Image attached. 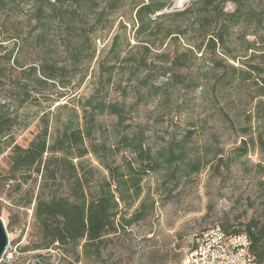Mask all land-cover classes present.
I'll use <instances>...</instances> for the list:
<instances>
[{"label":"rangeland","instance_id":"1","mask_svg":"<svg viewBox=\"0 0 264 264\" xmlns=\"http://www.w3.org/2000/svg\"><path fill=\"white\" fill-rule=\"evenodd\" d=\"M168 2L170 7L157 15L182 11L175 10L173 0ZM40 6L21 1L8 13H0V108L17 118V124L0 143V218L9 245L19 253L12 264H24L44 248L34 217L37 195L66 196L69 190L52 185L41 188V174L34 172L28 183L19 187L13 182L2 185L10 150L16 145L27 148L42 132V118L46 116L48 143L53 142L62 122L90 96L98 75L96 60L106 53L117 32L122 41L119 23L128 20L127 9H122L99 22L94 15L98 8L90 5L83 23L76 18L71 27L59 17L46 28L42 41L37 39L38 31H33ZM246 7L255 17L233 28L227 55H218L214 70L208 58L196 54L190 69L181 70L179 83H165L162 78L154 83L155 89L138 93L118 65L113 80L122 87L128 83L129 95L124 99L115 85L116 89L108 90L106 101L124 103L125 119L119 125L114 116L99 117L92 140L106 147L103 154H107L108 162L119 166L124 175L129 165L140 171L139 199L133 200L131 189L120 188L124 202L119 205L120 214L127 218L139 209L140 219L108 237L101 246L100 258L93 254L86 260L80 247L74 251L70 245H59L64 254L59 264H181L195 237L206 229L220 227L234 232L244 230L252 220L264 223V97L259 96L261 90L264 92V75H249L250 69L244 66L264 65V0H247ZM223 11L234 12L235 5L227 2ZM197 12L194 10V14ZM194 17L188 15L184 24ZM180 21L165 18L161 24L174 26ZM93 36L96 59L84 82L77 86L78 72L87 64ZM126 37L129 45L126 48L121 43V50L136 45L128 25ZM194 38L188 30L185 40ZM185 40L172 44L170 50H180ZM72 50L76 59H70ZM44 59L67 66L60 83H37ZM220 66H227L226 77ZM229 66L241 71H232ZM124 134L138 136L143 149L161 169L156 170L155 165L150 170L141 169L138 156L122 141ZM108 148L114 156L110 157ZM82 165L94 169L89 176V200L97 192L96 181L108 173L94 155L87 156ZM74 252L80 254L78 262Z\"/></svg>","mask_w":264,"mask_h":264},{"label":"trees","instance_id":"2","mask_svg":"<svg viewBox=\"0 0 264 264\" xmlns=\"http://www.w3.org/2000/svg\"><path fill=\"white\" fill-rule=\"evenodd\" d=\"M21 1L41 3L33 31H38L37 39L42 41L46 39V28L59 17L65 19L71 27H74L76 18L83 23V18L88 17L90 5L98 8L99 11L95 10L94 15L99 22L103 19L108 20L122 9H127L125 14L128 17L127 22L119 23V30L124 38L121 41L117 32L106 53L100 56L99 61L96 60L98 75L90 96L79 109H73L62 122L58 135L51 144L48 143L49 120L46 116L42 118L44 122L42 132L27 148L13 146L8 156L9 168L1 182L2 185L13 182L19 187L28 183L34 172L41 174V188H49L51 185L65 186L69 190L66 196L56 194L49 196L40 192L36 197L34 217L45 241L43 249L58 243L62 246L70 245L74 251L80 247L86 260H90L93 254L95 258H100L101 246L108 237L119 234L121 229L128 228L140 219L139 209L130 214L129 218L125 214H120L119 210L120 203L124 202V194L120 192V188L131 189L133 200L139 199L140 171L129 165V171L124 175L119 166L110 165L108 162L107 154H103L107 151L106 147L97 145L92 140L99 117L114 116L119 125L125 119L124 103L106 101L108 90L113 89L115 85L124 99L129 95L128 83L122 87L113 80L118 65L120 70L125 71L127 81L135 85L138 93L140 90L155 89L154 83L162 78L166 80L165 83L172 80L179 83L177 79L182 75L181 70L190 69V63L196 54L208 58L207 61L211 63L213 70L218 67L215 61L218 55H227L225 50L228 49L233 28L255 16L251 9H246L247 0H195L184 10L167 16L157 14L170 7L168 0H0V13H8ZM227 2L235 5L234 12L223 11V6ZM194 10L198 11V15L194 14ZM188 15L195 17L191 23L185 25ZM165 18H181V21L174 26L163 27L161 21ZM127 25L131 27L133 40L136 42V45L128 50ZM257 25L261 23L258 21ZM188 30L194 33L193 40H185ZM182 38L185 43L181 49L170 50V46L179 43ZM94 40L95 37L86 55L87 64L79 69L77 86L84 82L90 65L96 59L97 49ZM121 43L126 44L123 50L120 48ZM135 50L136 52H133ZM69 55L70 59L77 57L74 50ZM244 66L250 69L247 71L249 75L251 73L264 75V65L245 63ZM220 67L223 70L222 76L226 77L229 74L225 68L227 66ZM229 67L232 71H241V68ZM66 70L67 66H57L44 59L39 66L40 78L36 81L44 85L48 81L60 83ZM32 71L35 72L36 67H33ZM262 83L264 84V80ZM259 96L264 97L262 90ZM16 124L17 118L6 114L0 108V143ZM122 141L138 156L141 169L150 170L151 165H155L156 170L161 169L157 162L152 161L150 152L143 149L138 136L129 137L124 134ZM108 149L110 157L114 156L112 148ZM0 152H3V149ZM89 155H94L100 167L108 174L107 177L96 181L94 188L97 192L88 200L89 176H93L94 169L84 168L82 162ZM144 160L148 163L144 164ZM114 187L117 191H113ZM32 199L33 196L29 198V205ZM223 230L228 232L227 229ZM229 233L247 234L250 240L249 251L256 264H264V223L252 220L244 230ZM74 254L75 261L78 262L79 252Z\"/></svg>","mask_w":264,"mask_h":264},{"label":"built area","instance_id":"3","mask_svg":"<svg viewBox=\"0 0 264 264\" xmlns=\"http://www.w3.org/2000/svg\"><path fill=\"white\" fill-rule=\"evenodd\" d=\"M192 0H173L175 10H184ZM250 240L245 233L231 234L220 227L204 230L195 237L192 249L185 256L181 264H256L249 251ZM19 255L16 247L8 245L2 261L12 264ZM64 254L58 243L49 248L37 251L24 264H59ZM81 264V263H74Z\"/></svg>","mask_w":264,"mask_h":264},{"label":"water","instance_id":"4","mask_svg":"<svg viewBox=\"0 0 264 264\" xmlns=\"http://www.w3.org/2000/svg\"><path fill=\"white\" fill-rule=\"evenodd\" d=\"M8 237L6 233V229L4 227L3 221L0 218V262L2 261V258L8 249Z\"/></svg>","mask_w":264,"mask_h":264}]
</instances>
